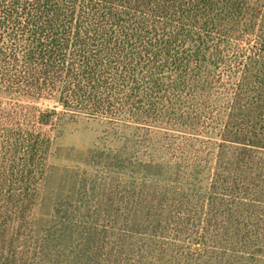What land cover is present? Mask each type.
I'll use <instances>...</instances> for the list:
<instances>
[{
	"label": "trees",
	"instance_id": "16d2710c",
	"mask_svg": "<svg viewBox=\"0 0 264 264\" xmlns=\"http://www.w3.org/2000/svg\"><path fill=\"white\" fill-rule=\"evenodd\" d=\"M0 264H264V0H0Z\"/></svg>",
	"mask_w": 264,
	"mask_h": 264
},
{
	"label": "rangeland",
	"instance_id": "374dc122",
	"mask_svg": "<svg viewBox=\"0 0 264 264\" xmlns=\"http://www.w3.org/2000/svg\"><path fill=\"white\" fill-rule=\"evenodd\" d=\"M35 104L40 108H51L56 106L54 100L41 99L35 101ZM60 110V109H58ZM48 174L44 187V203L50 205L56 198L66 193L71 189V184L74 178L85 177L81 174V170H104V142L95 140L94 136L88 130H83L79 127L76 132H69L67 126L61 131L59 139L55 144V154L50 161ZM86 173L88 176L90 171ZM83 173V172H82ZM88 187L95 186L94 178L88 179ZM77 180V179H76ZM48 206L44 207L43 212H47ZM32 238H44V241L61 240L67 241L64 248L71 246V252H77L75 244H70L72 240L79 237L75 235H59V234H33ZM47 239V240H46ZM69 252V251H68Z\"/></svg>",
	"mask_w": 264,
	"mask_h": 264
}]
</instances>
